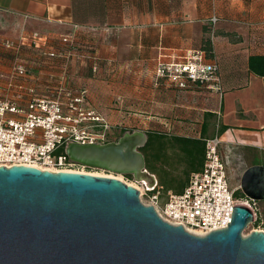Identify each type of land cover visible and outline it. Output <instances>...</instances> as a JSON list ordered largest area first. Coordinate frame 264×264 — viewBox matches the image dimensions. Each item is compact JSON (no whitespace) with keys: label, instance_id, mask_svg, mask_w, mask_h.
I'll return each mask as SVG.
<instances>
[{"label":"crops","instance_id":"crops-1","mask_svg":"<svg viewBox=\"0 0 264 264\" xmlns=\"http://www.w3.org/2000/svg\"><path fill=\"white\" fill-rule=\"evenodd\" d=\"M212 16L218 19L213 26ZM0 29L1 38L23 44L19 58L31 70L27 86L37 96H50L67 67L68 87L87 91L86 108L123 132L147 133L156 121L166 135L183 107L200 101L213 122L203 139L221 136L222 159L230 142L262 154L250 166L264 164V77L247 65L250 56H264V0H0ZM39 41L45 43L36 48ZM49 49L70 59L41 55ZM192 52L217 65V83L179 88L156 75L159 63L180 62ZM11 61L0 57V76L10 72ZM203 123L196 135L178 136L201 137ZM169 168L159 163L152 172L158 186L165 178L178 180ZM179 184L165 182L170 188L163 193H177Z\"/></svg>","mask_w":264,"mask_h":264},{"label":"water","instance_id":"water-1","mask_svg":"<svg viewBox=\"0 0 264 264\" xmlns=\"http://www.w3.org/2000/svg\"><path fill=\"white\" fill-rule=\"evenodd\" d=\"M142 131L107 143H68L72 163L122 176L150 191L157 180L139 151ZM264 201V165L247 167L237 188ZM230 224L205 236L164 222L121 180L75 171L0 167V264H264V231L235 205Z\"/></svg>","mask_w":264,"mask_h":264},{"label":"built area","instance_id":"built-area-1","mask_svg":"<svg viewBox=\"0 0 264 264\" xmlns=\"http://www.w3.org/2000/svg\"><path fill=\"white\" fill-rule=\"evenodd\" d=\"M217 20L212 16L209 23L213 26ZM33 36L39 39L37 35ZM62 41L72 44L69 38ZM44 43L37 42L36 48ZM1 46L12 61L10 72L0 76L3 79L0 86V167L82 172L72 169L81 165L70 162L66 155H56V150L71 142L107 143L112 141L116 130L122 128L113 126L101 113L85 107L87 91L68 87L67 67L62 70L60 81L50 96H37L34 89L27 86L31 70L19 58L23 44L8 39L2 41ZM41 55L49 59L61 57L66 63L71 56L52 49ZM217 73V65L205 62L201 52L188 53L180 62L159 63L156 69L158 77H166L179 88L186 87L187 82L197 85L217 83ZM203 140L206 147L202 168L190 174L182 192L163 193V188L158 185L150 191L136 188L140 202L151 206L164 222L180 226L187 233L199 234L197 236L225 229L232 222L233 208L240 200L235 198L238 190L231 188L226 164L219 153L221 136ZM244 200L245 206L255 215L257 202Z\"/></svg>","mask_w":264,"mask_h":264},{"label":"rangeland","instance_id":"rangeland-1","mask_svg":"<svg viewBox=\"0 0 264 264\" xmlns=\"http://www.w3.org/2000/svg\"><path fill=\"white\" fill-rule=\"evenodd\" d=\"M4 21V20H3ZM2 21V22H3ZM0 31H4V29H0ZM0 37V57L6 58V59H12L11 56L3 49V47L1 46V42L8 40V39H4ZM10 40V39H9ZM162 64V63H160ZM11 65V62H10ZM204 100V99H203ZM205 105L204 103H201L199 101V103L192 108H188V107H183V116L182 119L176 123L175 127L171 128V133H168L170 135L173 134H181V135H196V133L199 132L200 126L201 124L206 121L207 125L209 126V131L208 133H211V129H213L211 127V125H213V122L211 120V118L206 119L205 117ZM188 112H192L191 115L189 114H185ZM139 126H141L140 123H138ZM123 125V124H122ZM125 125V126H124ZM123 126L127 129V125L124 124ZM131 126H129L130 128ZM134 127V126H133ZM150 131L154 130V131H161V125H159L156 121H152L150 123ZM133 129V128H132ZM128 130V131H132ZM125 132V131H124ZM123 129L121 130H116V134L112 137V141L117 140L123 133ZM214 132V131H213ZM147 134V133H145ZM222 151V156L225 162H227V168H228V174H229V181H230V185L231 187H235L238 188L239 184H240V177L244 171V169L248 166H250V164L256 160L258 161L259 158L262 156V154H260L259 152L254 151L253 154H249L245 151V149L241 146H239L236 143H228L225 142L223 144V147L221 149ZM253 155H255V157L253 158ZM165 164V163H164ZM169 164V165H168ZM168 164H165L166 166L170 167L168 169V172L170 174H173L175 178L177 179H182V165L179 163H176L174 161H168ZM73 170H79L82 171L81 173H89V174H93V175H102V176H108V177H113L116 179H119L121 181H123L124 183H126L127 185L133 186L135 188H142L141 186H138L134 183L133 180L130 179H126L124 176L119 175V174H114L111 172H107L101 169H92V168H87V167H82V166H75L72 167ZM144 200V198H143ZM245 200L244 198H240V200H238L237 205H245ZM257 208H258V212L254 215V221L259 220V225L258 226H253L252 223L248 224L244 230L242 231V236L246 237L248 236L252 231L254 230H259V231H264V201L261 202H257ZM253 221V222H254Z\"/></svg>","mask_w":264,"mask_h":264},{"label":"trees","instance_id":"trees-1","mask_svg":"<svg viewBox=\"0 0 264 264\" xmlns=\"http://www.w3.org/2000/svg\"><path fill=\"white\" fill-rule=\"evenodd\" d=\"M203 44L208 45V42L205 41ZM247 65L248 71L251 74L257 77H264V56H250ZM206 125L207 123L204 122L202 125L201 137L199 138L166 135L165 133L154 130L147 132V142L144 147L139 149L144 156L146 169L152 174L155 168H157V164H168V161L179 163L183 168L181 173L182 179L165 178L164 181L160 180L163 190H168L170 188V186L165 185V182H180V190L177 191V193H180L183 187H185L189 176H191L190 174L201 170L206 147L203 140ZM64 148V145L59 147L55 154L64 156ZM167 151H171V154H167ZM124 177L133 180L130 175H125ZM235 198H243L239 190L235 192ZM259 223V220L252 222L253 226H258Z\"/></svg>","mask_w":264,"mask_h":264},{"label":"bare ground","instance_id":"bare-ground-1","mask_svg":"<svg viewBox=\"0 0 264 264\" xmlns=\"http://www.w3.org/2000/svg\"><path fill=\"white\" fill-rule=\"evenodd\" d=\"M99 176H102V175H99ZM106 177H108V176L106 175ZM111 178H113V177H111ZM115 179H116V178H115ZM118 180H119V179H118ZM193 235H199V234H195V233H194Z\"/></svg>","mask_w":264,"mask_h":264}]
</instances>
